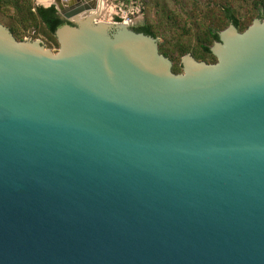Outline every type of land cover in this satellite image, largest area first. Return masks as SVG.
Returning <instances> with one entry per match:
<instances>
[{
    "label": "water",
    "instance_id": "95a60500",
    "mask_svg": "<svg viewBox=\"0 0 264 264\" xmlns=\"http://www.w3.org/2000/svg\"><path fill=\"white\" fill-rule=\"evenodd\" d=\"M93 6L0 24V264H264V19L176 74Z\"/></svg>",
    "mask_w": 264,
    "mask_h": 264
},
{
    "label": "trees",
    "instance_id": "16d2710c",
    "mask_svg": "<svg viewBox=\"0 0 264 264\" xmlns=\"http://www.w3.org/2000/svg\"><path fill=\"white\" fill-rule=\"evenodd\" d=\"M243 1L247 0H193L187 23L169 10L166 0H144V20L134 32L160 38L158 51L170 60L172 72L178 74L182 72L181 58L186 54L197 61L215 63L210 48L218 41V33L230 24L243 32L254 19H264V0H250L252 13L241 20L235 6ZM149 10L156 17L154 20L147 15ZM0 17L4 19L0 23L17 41L26 37L35 40L41 34L59 48L55 31L66 21L59 17L55 6H37L33 0H0Z\"/></svg>",
    "mask_w": 264,
    "mask_h": 264
},
{
    "label": "built area",
    "instance_id": "2783aa9c",
    "mask_svg": "<svg viewBox=\"0 0 264 264\" xmlns=\"http://www.w3.org/2000/svg\"><path fill=\"white\" fill-rule=\"evenodd\" d=\"M68 1V0H61ZM80 5L94 4L89 9L92 14L103 16L105 21L122 24L142 14L144 0H76ZM100 4V6H99Z\"/></svg>",
    "mask_w": 264,
    "mask_h": 264
},
{
    "label": "rangeland",
    "instance_id": "374dc122",
    "mask_svg": "<svg viewBox=\"0 0 264 264\" xmlns=\"http://www.w3.org/2000/svg\"><path fill=\"white\" fill-rule=\"evenodd\" d=\"M60 3L62 2L61 0H58ZM193 0H166V4L175 15L179 17V19L185 20L187 23L190 22V19L188 17V12L190 11V5ZM198 2H203L204 0H195ZM56 0H33V3L37 6H43V7H48L49 5L52 4H58ZM100 6V4H99ZM235 10H237L239 17L241 20H246V18L252 13L251 11V3L250 0L243 1V2H238L236 3ZM92 14V13H90ZM87 15V14H86ZM147 15L149 16L150 19L156 18L154 15H152V10H149L147 12ZM1 20L4 21L3 18L0 17ZM135 19V18H134ZM144 19V15H143ZM158 19V17H157ZM99 21H105L103 16H100L98 18ZM1 24V23H0ZM25 39H31L29 37H26ZM158 39V43L161 42L160 38ZM35 40H39L44 44V47L46 49L52 50L54 53L57 52L58 48L55 44H53L49 39L45 36H42L41 34L37 36Z\"/></svg>",
    "mask_w": 264,
    "mask_h": 264
},
{
    "label": "flooded vegetation",
    "instance_id": "af4514ba",
    "mask_svg": "<svg viewBox=\"0 0 264 264\" xmlns=\"http://www.w3.org/2000/svg\"><path fill=\"white\" fill-rule=\"evenodd\" d=\"M57 2H59V1H57ZM60 3V2H59ZM61 6H64L63 7V13H65V14H67V13H71V12H73L77 7L76 6H80V4L79 3H77V1L76 0H68V1H62L61 3ZM53 6H57V3L54 5V4H52ZM49 6H51V5H49ZM48 6V7H49ZM56 8V7H55ZM57 10V9H56ZM57 13H58V15H59V17L61 18V19H63L64 21H66L63 17H62V15L58 12V10H57ZM66 23H72V22H67L66 21ZM73 24V23H72ZM139 25H137V26H131L130 28L134 31V29L135 28H137Z\"/></svg>",
    "mask_w": 264,
    "mask_h": 264
}]
</instances>
